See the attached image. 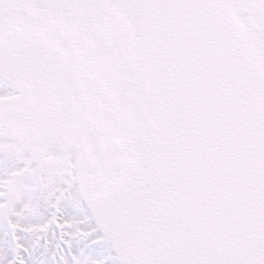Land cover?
Returning a JSON list of instances; mask_svg holds the SVG:
<instances>
[{"label": "snow or ice", "instance_id": "obj_1", "mask_svg": "<svg viewBox=\"0 0 264 264\" xmlns=\"http://www.w3.org/2000/svg\"><path fill=\"white\" fill-rule=\"evenodd\" d=\"M0 264H264V0H0Z\"/></svg>", "mask_w": 264, "mask_h": 264}]
</instances>
